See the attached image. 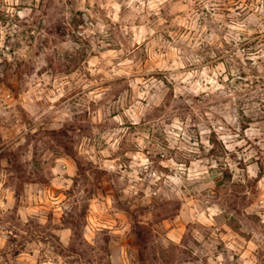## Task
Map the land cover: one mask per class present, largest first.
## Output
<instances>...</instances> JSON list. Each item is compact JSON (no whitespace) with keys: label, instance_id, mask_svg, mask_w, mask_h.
<instances>
[{"label":"clouds","instance_id":"obj_1","mask_svg":"<svg viewBox=\"0 0 264 264\" xmlns=\"http://www.w3.org/2000/svg\"><path fill=\"white\" fill-rule=\"evenodd\" d=\"M0 264H264V0H0Z\"/></svg>","mask_w":264,"mask_h":264}]
</instances>
